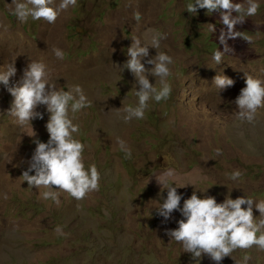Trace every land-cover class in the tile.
Masks as SVG:
<instances>
[{"label":"rangeland","instance_id":"obj_1","mask_svg":"<svg viewBox=\"0 0 264 264\" xmlns=\"http://www.w3.org/2000/svg\"><path fill=\"white\" fill-rule=\"evenodd\" d=\"M190 2L77 0L55 24L31 18L22 24L11 14L12 0H0V72L15 62L17 73L9 84L19 86L23 69L35 60L46 65L50 83L64 91L75 85L83 89L91 107L75 114L73 123L80 131L74 137L85 145V167L94 163L101 176L98 192L82 201L61 193L59 206L39 197L44 189L28 188L20 176L35 150L33 139H49V114L46 106H38L44 119L17 125L7 113L14 98L0 84V264H196L165 234L178 227L181 214L173 212L162 223L156 213L161 192L166 199L167 190L155 175L168 169L177 175L181 207L194 191L218 203L229 194L233 199H264V108L250 124L237 119L234 103L246 87L245 73L264 81V0H257V15L235 29L254 43L240 37L227 40L233 51L218 65L212 56L224 51L219 35L226 27L219 12L198 8L195 15L188 13ZM208 24L215 26L214 32ZM157 34L165 38L155 49L150 45ZM134 38L149 45V57L142 63L157 52L172 57L167 77L172 93L166 101L150 100L144 119L126 123L123 108L137 104L139 86L121 67ZM53 47L63 50V60L55 57ZM217 74L233 79L234 86L218 91L213 84ZM147 78L160 87L158 77ZM118 138L131 150L127 168ZM237 169L242 178L229 180ZM189 182L193 185L182 187ZM253 214L259 216L255 207ZM57 226L65 235L55 232ZM247 254L252 257L248 264H264V252L253 247ZM243 255L236 251L220 264H236ZM199 264L216 262L203 255Z\"/></svg>","mask_w":264,"mask_h":264},{"label":"clouds","instance_id":"obj_2","mask_svg":"<svg viewBox=\"0 0 264 264\" xmlns=\"http://www.w3.org/2000/svg\"><path fill=\"white\" fill-rule=\"evenodd\" d=\"M76 6L77 0H60L59 4H56L55 0H23V2L12 0V4L9 5L11 14L22 24L27 23L29 18L55 24L61 13ZM198 8L206 9L210 14L219 12L221 23L226 27V31L221 29L219 35L224 51L216 50L212 56L216 65L222 63L226 53L233 51L228 46L227 40L240 37L249 45L254 43L251 36H244L241 31L235 29L236 25H242L246 18L257 15L260 8L257 0H243L240 3H234L233 0H192L187 4L186 11L195 15ZM233 13L236 15L233 16ZM135 19H140L139 14ZM208 27L211 32L215 31L214 25L208 24ZM163 38L165 37L159 34L154 35L150 46L159 48L160 40ZM132 41L131 46L127 48L128 59L121 67V71L128 69L134 75L135 86L138 85L139 90L135 91L137 104L123 108L122 119L126 123L133 119H144L150 100H155L157 103L166 101L172 93V87L167 82V77L171 75L169 65L173 63L172 57L157 52L155 57L145 61L153 65L147 69L142 60L149 57V45L141 46L139 38H134ZM52 51L57 59L65 58V53L60 48L53 47ZM16 73L15 62L0 72V84L14 98L7 113L15 118V123L24 127L31 124L34 119H44L43 113L36 110L38 106H46L49 114L45 125L49 139L46 143L33 139L36 147L30 160L27 161V170L20 176L23 182L26 181L30 189L33 187L38 190L44 189L39 192V197L43 200H51L57 206L61 203V193H66L76 201H82L90 193L98 192L100 172L94 163L88 168L85 167L83 158L85 145L74 137V134L80 131L79 125L73 123L75 114L91 107V102L85 96L83 89L75 85L64 91L63 87L50 83L46 65L35 60H31L23 69L19 86H10V78ZM148 75L160 79L159 88L149 82ZM234 83L233 79L223 74H217L213 78V84L218 91L232 87ZM245 84L246 87L241 89L234 103L238 109L237 119L251 124L255 122L258 110L264 108V81L245 73ZM69 112L73 114L71 118ZM33 133L31 137L36 136L34 131ZM117 143L120 150L125 153V157L131 158V150L126 142L118 138ZM216 154L222 155V150L217 148ZM33 172L35 174H30ZM242 175L237 169L228 175V179L239 181ZM155 178L157 184L162 186L161 189L167 190L166 199L161 192L160 199L163 202H158V207L155 208L157 215L163 217L162 223L172 219L173 212L178 211L183 217L177 221L176 229H166L165 234L171 241L180 244L183 252L191 254L196 264H199L203 255L220 264L225 257L232 258V254L236 251L245 253L241 260L235 261L236 264H248L252 259L247 254L249 249L255 247L258 251L264 252V199L258 202L247 196L233 199L229 194L223 202L218 203L215 197L200 198L194 191L190 198L183 200L181 207L183 197L177 192L175 170L168 169L155 175ZM187 185L193 183H186L182 187ZM4 198L7 199V195ZM242 205H247V208H243ZM254 207L259 211L258 217L253 214ZM55 232L61 236L65 235L60 226L55 228Z\"/></svg>","mask_w":264,"mask_h":264},{"label":"trees","instance_id":"obj_3","mask_svg":"<svg viewBox=\"0 0 264 264\" xmlns=\"http://www.w3.org/2000/svg\"><path fill=\"white\" fill-rule=\"evenodd\" d=\"M39 140L41 141V142H46V141H44L43 139H41V138H39ZM121 157H123L124 158V163H125V167L127 168L128 167V164H129V162H128V160H127V158L125 157V155L123 154V155H121ZM129 171H130V169H129Z\"/></svg>","mask_w":264,"mask_h":264}]
</instances>
